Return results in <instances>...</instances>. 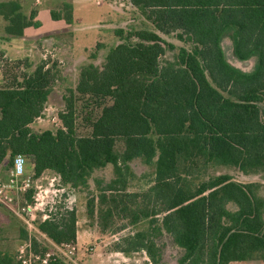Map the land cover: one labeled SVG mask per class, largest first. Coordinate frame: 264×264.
Instances as JSON below:
<instances>
[{
  "label": "trees",
  "instance_id": "16d2710c",
  "mask_svg": "<svg viewBox=\"0 0 264 264\" xmlns=\"http://www.w3.org/2000/svg\"><path fill=\"white\" fill-rule=\"evenodd\" d=\"M130 1L147 12L157 31H135L129 37L138 42L118 45L103 68L81 69L77 87L64 97L63 129L37 133L31 127L44 114L57 79L56 63L43 61L30 71L31 61L19 60L23 71L0 83V163L9 158L12 167L22 155L30 160L35 178L50 170L72 187L87 185L96 169L112 165L117 178L99 201L111 203L108 214L132 213L133 224L150 220L148 229L117 245L125 255L145 252L149 261L143 264H162L156 238L163 233L185 251L179 264H231L255 257L264 262V198L258 185L221 175L194 189L184 164L201 159L206 167L264 173V0ZM37 13L26 16L18 0L0 3L8 36L21 37L26 28L39 27ZM51 17L72 25L73 3L64 0ZM175 32H181V39L190 37L196 53L183 49L179 67L162 66L165 41L160 33ZM227 33L233 34L240 60L258 54L253 73L226 61L220 42ZM82 98L100 112L87 117L89 134L78 136ZM119 142L122 152L116 150ZM135 159L156 169L155 183L144 193L126 190ZM228 203L238 210L230 211ZM88 212L94 215L95 199L88 202ZM67 214V222L50 216L40 231L57 244L76 242L77 214ZM0 264L21 263L0 250Z\"/></svg>",
  "mask_w": 264,
  "mask_h": 264
},
{
  "label": "rangeland",
  "instance_id": "374dc122",
  "mask_svg": "<svg viewBox=\"0 0 264 264\" xmlns=\"http://www.w3.org/2000/svg\"><path fill=\"white\" fill-rule=\"evenodd\" d=\"M24 11L29 15L37 11L43 0H18ZM40 1V3H39ZM70 2L74 3L73 0ZM76 26H67L64 23L56 24L55 28L45 30L42 38L35 34L27 35L33 39L29 41H16L10 53H2L0 68L3 80H12V74L20 71L18 61L29 59L33 64V71L43 61H48L51 66L57 64V79L51 95L46 104L42 118L32 124V130L41 133L47 130L56 133L64 128L60 114L66 111L65 96L70 89L78 85L80 72L83 67L96 66L103 68L107 56L118 45L127 41L138 42L130 34L139 30L157 31L154 23L148 19L147 12L135 7L130 0H77L74 3ZM75 22V20H74ZM75 26V28H74ZM0 23V38L4 39ZM123 32L120 36V32ZM4 32V31H3ZM164 39L165 52L160 58L162 66H180L181 51L188 50L196 53L197 46L191 38H180L181 32L170 35L161 34ZM28 43V44H26ZM173 46V47H172ZM220 46L226 61L243 73H253L259 63L258 54L249 59L240 60L234 50L233 34H224ZM9 52V50H8ZM5 73V77H4ZM5 80V81H6ZM3 82V81H2ZM87 98H82L77 104L76 131L78 136L88 135L90 132L87 117L100 112L92 105L87 104ZM124 144L119 142L116 150L122 152ZM27 176L31 178V187L26 192L27 200L34 208V228L28 230L26 222L13 212V209L0 204V250L9 252L18 261V249L26 242H32L36 253H52L55 258L64 264H143L149 261L145 252L125 255L117 251V245L122 243L127 236L140 230L148 229L150 220L143 219L138 224L132 223V213L114 210L112 214L106 213L111 203L102 205L99 201L104 189L117 178L112 165L96 169L88 179L87 185L72 187L65 185L61 177L54 171H46L40 178L34 177V169L27 158ZM189 168L187 176L189 183L195 189L203 181L221 176L230 175L234 182L249 184L254 183L259 187L258 193L264 198V173L245 174L236 167L230 166H203L201 159L189 160L185 163ZM182 167L183 164H182ZM10 159L0 165V179L7 180L11 169ZM155 166H147L141 159L130 163L128 177V193H144L155 183ZM30 199H29V198ZM95 199L94 215H89L88 202ZM24 202L19 200L13 204L14 209H20ZM227 208L236 212L238 207L228 203ZM76 211L77 214V240L66 244H57L46 234L43 235L39 225L55 217V220L66 219L67 211ZM44 216L47 218L44 219ZM160 218H162L160 216ZM27 233L23 239L22 232ZM31 233V236H30ZM38 239H37V238ZM37 241V244L34 243ZM41 241V242H40ZM162 256V264H179L185 251L179 247L173 237L167 233L156 238ZM19 262V261H18ZM231 264H264L260 257L246 262H233Z\"/></svg>",
  "mask_w": 264,
  "mask_h": 264
},
{
  "label": "built area",
  "instance_id": "2783aa9c",
  "mask_svg": "<svg viewBox=\"0 0 264 264\" xmlns=\"http://www.w3.org/2000/svg\"><path fill=\"white\" fill-rule=\"evenodd\" d=\"M27 160L24 156L18 155L14 159L12 168L9 171L7 180L0 179V204L6 205L13 209L28 225L30 231L34 228L35 215L33 214V207L30 203L25 201V194L31 187V178L26 173ZM22 200L24 204L20 209H14L13 204ZM47 216H44V219ZM46 220V219H45ZM44 235V234H43ZM31 236V233H30ZM37 238V237H36ZM38 239V238H37ZM41 242V241H40ZM18 261L21 264H52L56 261H61L54 257L52 253H36L32 247V242H26L18 251Z\"/></svg>",
  "mask_w": 264,
  "mask_h": 264
},
{
  "label": "crops",
  "instance_id": "0c3cea01",
  "mask_svg": "<svg viewBox=\"0 0 264 264\" xmlns=\"http://www.w3.org/2000/svg\"><path fill=\"white\" fill-rule=\"evenodd\" d=\"M5 1H9V0H0V3L5 2ZM73 2L75 3V2H77V0H73ZM39 3H40V1H39ZM74 3H73V5H74ZM63 5H64V0H43V3L39 6V8L37 10L38 13H37V17L35 19V21H37L40 24V26L39 27H28V28H26L24 31V35L21 37L8 36L5 33V27L7 26L8 22L2 16H0V23L4 29V30L2 29L4 31V32L2 31L4 39L0 38V57H1L2 53H4V52L9 54L10 50L12 49L13 45H15L16 41H20V42L23 41L24 42L25 40L29 41V40H33L35 38H37V39L42 38L43 37L42 33L45 32L46 28H47V30L49 28H55L57 26L56 24H61V23H64L69 27L73 26V24L76 26V17H75V13H76L75 10L76 9L74 10L75 22L72 25L67 24L64 20L55 21L52 19L51 12L61 10L63 8ZM23 13L26 16H30V14H31L30 13L28 15L24 11V6H23ZM75 26H74V28H75ZM28 34L29 35L35 34L36 36L37 35L38 36L33 38V39H30L27 37ZM26 44H28V43H26ZM8 50H9V52H8ZM0 71H1V68H0ZM2 81H3V76L0 74V83H2ZM2 163H4V162H2ZM2 163H0V165Z\"/></svg>",
  "mask_w": 264,
  "mask_h": 264
}]
</instances>
